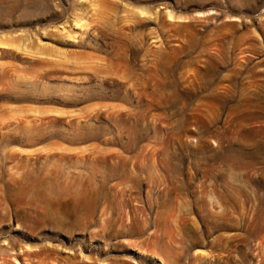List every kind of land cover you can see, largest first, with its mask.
<instances>
[{"label": "rangeland", "instance_id": "obj_1", "mask_svg": "<svg viewBox=\"0 0 264 264\" xmlns=\"http://www.w3.org/2000/svg\"><path fill=\"white\" fill-rule=\"evenodd\" d=\"M0 264H264V0H0Z\"/></svg>", "mask_w": 264, "mask_h": 264}]
</instances>
